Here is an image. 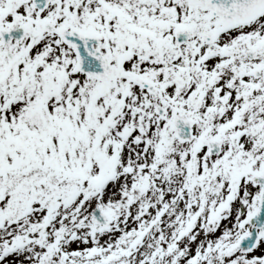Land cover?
<instances>
[{
  "label": "snow or ice",
  "instance_id": "6c2138e0",
  "mask_svg": "<svg viewBox=\"0 0 264 264\" xmlns=\"http://www.w3.org/2000/svg\"><path fill=\"white\" fill-rule=\"evenodd\" d=\"M0 264H264V0H0Z\"/></svg>",
  "mask_w": 264,
  "mask_h": 264
}]
</instances>
